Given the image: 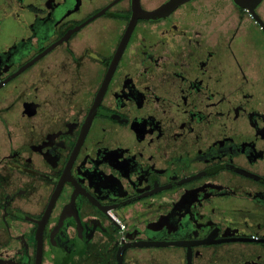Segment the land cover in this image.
Wrapping results in <instances>:
<instances>
[{
    "label": "flooded vegetation",
    "instance_id": "1",
    "mask_svg": "<svg viewBox=\"0 0 264 264\" xmlns=\"http://www.w3.org/2000/svg\"><path fill=\"white\" fill-rule=\"evenodd\" d=\"M168 1L0 0V264H264V29L193 0L118 55Z\"/></svg>",
    "mask_w": 264,
    "mask_h": 264
},
{
    "label": "water",
    "instance_id": "2",
    "mask_svg": "<svg viewBox=\"0 0 264 264\" xmlns=\"http://www.w3.org/2000/svg\"><path fill=\"white\" fill-rule=\"evenodd\" d=\"M189 1H193V0H169L163 6H161L159 9H157L155 11H150V12L143 10L142 8H140L139 5L134 4L133 15H132L131 21L129 23V26L126 30V33L122 39L118 55L121 52V50L125 47V45L127 44V41L131 35L132 30L134 29V27L136 25L138 19L142 18V19H147V20H157V19L163 18V17L167 16L168 14H170L171 12H173L179 6L185 4ZM261 1L262 0H234V2L238 6L248 9L250 11V14L253 15V17L259 21L261 27L264 29L263 21H261V19L258 17V15L254 11L255 7ZM59 189H60V185L58 187V190ZM55 198H56V195L54 196L52 203L55 200ZM49 210H48L47 214L45 215V217L43 218L41 226H43L44 220H46V218L49 214Z\"/></svg>",
    "mask_w": 264,
    "mask_h": 264
},
{
    "label": "rangeland",
    "instance_id": "3",
    "mask_svg": "<svg viewBox=\"0 0 264 264\" xmlns=\"http://www.w3.org/2000/svg\"><path fill=\"white\" fill-rule=\"evenodd\" d=\"M198 4H206L208 6L217 5L219 10L215 11L211 15V21H213L214 27L208 30L215 36L228 31L230 25L236 21L237 16L232 11L233 6L230 0H202Z\"/></svg>",
    "mask_w": 264,
    "mask_h": 264
}]
</instances>
